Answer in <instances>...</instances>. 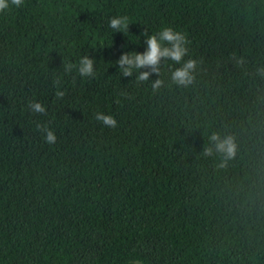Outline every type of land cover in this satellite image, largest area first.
Wrapping results in <instances>:
<instances>
[{
	"label": "trees",
	"instance_id": "trees-1",
	"mask_svg": "<svg viewBox=\"0 0 264 264\" xmlns=\"http://www.w3.org/2000/svg\"><path fill=\"white\" fill-rule=\"evenodd\" d=\"M113 16L128 17L127 33ZM167 26L190 41L194 83L173 84L170 60L147 82L122 76L120 55ZM84 55L95 78L64 72ZM262 69L264 0H25L0 12V264H264ZM213 132L237 145L226 167Z\"/></svg>",
	"mask_w": 264,
	"mask_h": 264
},
{
	"label": "clouds",
	"instance_id": "clouds-1",
	"mask_svg": "<svg viewBox=\"0 0 264 264\" xmlns=\"http://www.w3.org/2000/svg\"><path fill=\"white\" fill-rule=\"evenodd\" d=\"M24 4L25 0H0V12H5L12 6L23 7ZM129 25L127 16H113L109 20V27L113 30V33H127ZM142 35L145 37L146 50L143 52H123L115 62L122 76L132 77L135 73L138 83L147 82L152 74L159 76L162 61L170 60L180 65L171 73V82L173 84L188 87L194 83L199 61L195 58L184 59L189 54L188 45L190 43L185 33L167 26L152 34H149L146 30ZM95 64L94 58L84 55L79 59L78 63L66 62L64 64V72L71 74L75 70L80 78L92 79L97 74ZM142 69L146 70L142 71ZM261 71L264 72V69ZM72 79L75 82L76 76H73ZM53 83L55 86V97L60 100L66 95L67 89L63 88L59 80H55ZM164 86L165 82L159 78L151 83L153 92L159 91ZM28 107L34 114H44L46 112L45 105L39 101H31ZM94 119L105 128L115 129L118 127V121L112 114L98 111L95 113ZM37 127L44 132L45 142L55 144L57 136L54 130L40 124H37ZM209 140L214 143L215 152L223 156L218 167H226L227 162L236 155L237 145L234 138L232 136H221L220 133L213 132ZM204 154L211 156L213 147L205 148Z\"/></svg>",
	"mask_w": 264,
	"mask_h": 264
},
{
	"label": "rangeland",
	"instance_id": "rangeland-1",
	"mask_svg": "<svg viewBox=\"0 0 264 264\" xmlns=\"http://www.w3.org/2000/svg\"><path fill=\"white\" fill-rule=\"evenodd\" d=\"M134 264H140L139 262H135Z\"/></svg>",
	"mask_w": 264,
	"mask_h": 264
}]
</instances>
